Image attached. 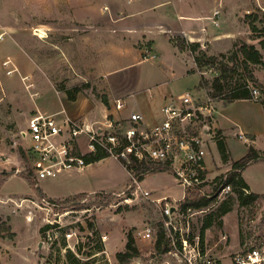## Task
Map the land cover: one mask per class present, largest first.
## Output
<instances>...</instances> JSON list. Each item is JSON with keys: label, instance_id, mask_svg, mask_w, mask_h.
<instances>
[{"label": "rangeland", "instance_id": "1", "mask_svg": "<svg viewBox=\"0 0 264 264\" xmlns=\"http://www.w3.org/2000/svg\"><path fill=\"white\" fill-rule=\"evenodd\" d=\"M217 9L219 25L213 23ZM253 12L264 15L256 0H0V264H134L151 259V264H162L171 260L167 249L156 247L161 208L142 196L125 199L127 190L132 195L135 186L119 161L106 157L83 174L41 179L35 176L30 142L21 131L37 108L47 113L63 109L70 118L99 125L107 117L126 118L132 109L158 117L164 97L171 93L204 95L209 90L200 86V75L212 79L216 71L207 67L197 71L192 54H180L172 38L198 42L200 37L202 49L215 55L227 53L238 41L260 47L264 33L252 24L260 28L263 23L261 17L255 22ZM158 20L161 23L155 24ZM192 23L203 25L208 33L203 35ZM8 57L11 63L6 66ZM9 69L14 71L9 74ZM253 70L263 85L264 66L253 65ZM32 82L34 88L29 86ZM78 85L82 90L72 100L67 90ZM250 85L260 91L262 100L228 104L217 98L216 118L226 104L228 113L241 122H257H251L254 135L226 129L227 136L216 123L207 156V183L202 187L210 196H214V179L226 174L250 146L264 150V86ZM35 92L39 96H32ZM118 97L125 104L120 112L114 107ZM221 137L228 145L227 161L217 146ZM168 167L147 173L144 184L153 193L176 200L186 192ZM242 176L250 186L245 193L259 194L254 202L241 204L232 190L212 197L205 211L193 219V234L201 235L204 222L212 218L203 244L215 264H234L237 251L264 241V159L247 166ZM81 190L99 192L71 194L60 204L49 201L48 196ZM223 207L229 210L223 213ZM47 224L53 227L42 231ZM149 225L155 229V238L141 240L138 232ZM129 234L140 254L119 261L117 254L125 250Z\"/></svg>", "mask_w": 264, "mask_h": 264}, {"label": "built area", "instance_id": "2", "mask_svg": "<svg viewBox=\"0 0 264 264\" xmlns=\"http://www.w3.org/2000/svg\"><path fill=\"white\" fill-rule=\"evenodd\" d=\"M256 5L264 12L262 0H256ZM247 13H251V10H247ZM219 15L220 11L215 10V25H219L215 19ZM155 56L150 55L151 58ZM10 63L11 58L8 57L4 65ZM13 71L8 70L9 74ZM29 86L34 88L35 84L32 82ZM251 89L252 99L262 100L260 91L252 86ZM32 96H39V92ZM216 102L217 98L207 92L202 95L186 91L168 97L160 107L158 117L130 110L126 118L107 117L99 125L86 119L70 118L65 110L47 113L37 108L27 120L21 136L30 142L32 168L35 176L41 179L84 171L90 164L86 156L98 150L119 161L135 186L132 195L125 199L133 201L142 196L161 208V226L170 242L166 254L172 258L165 259L162 264H215L201 241V235L192 231L194 217L205 209L183 208L180 200L185 194L174 202L166 196L154 197L136 175L134 164L139 161L170 166L177 183L185 192L190 188L203 187L209 171L207 156L210 141H214L216 136ZM124 106L122 98L114 99L118 112ZM61 114H65V117H60ZM204 136H210V139ZM240 137L243 135L240 134ZM244 139L248 140L247 137ZM230 191L231 185H226L217 195L226 196ZM155 234V229L150 225L138 232L140 239L146 241L155 238ZM232 258L234 264H264V241L237 251ZM135 262L151 264L154 260ZM155 263L159 264L158 261Z\"/></svg>", "mask_w": 264, "mask_h": 264}, {"label": "trees", "instance_id": "3", "mask_svg": "<svg viewBox=\"0 0 264 264\" xmlns=\"http://www.w3.org/2000/svg\"><path fill=\"white\" fill-rule=\"evenodd\" d=\"M254 13V12H253ZM253 15L255 22L260 18V14L254 13ZM263 23V26L258 28L256 24H252L254 30H259L264 33V15L259 19ZM261 38V36H260ZM174 44L182 52H190L194 58L196 64V70H203L205 67L213 68L216 71V75L212 79H207L203 74L200 75V86L202 88H208V94L225 100L228 102L239 100V99H252V89L250 83L256 84L257 86L263 87L258 78L255 76L253 65L262 64L264 66V39L261 38L259 41L260 47L252 43L244 41H238L234 44V48L227 53H221L220 55L209 54L206 50L202 49L201 42H190L187 38L177 36L172 38ZM239 69L242 71L239 72ZM82 90L81 86H76L72 90H67L69 97L74 100L76 99L77 93ZM105 104L108 105V99L104 98ZM220 132V130H219ZM218 149L221 153L222 158L227 161L229 159L228 145L224 138H220L217 143ZM107 157L105 152L100 150L88 154L86 156L89 163L98 161ZM264 159V150L259 151L254 146L248 148L247 153L241 158L234 160L231 164V169L226 174L219 175L214 179L216 182L215 191L212 192L214 196H210L208 193H203L202 187H194L186 190L185 197L180 200V204L183 208H202L208 206L213 200L212 197H216L220 189L226 185H231L232 190L237 194V198L241 204L247 205L254 202L259 196L258 193H245L250 186L242 176L243 170L256 160ZM136 175L139 179L143 180L145 175L153 170L167 169L169 168L166 164H154L136 161L134 164ZM129 191V192H128ZM131 190H127V194L131 196ZM106 192V191H105ZM104 192V193H105ZM110 193V192H106ZM215 193V194H214ZM79 195V194H78ZM70 198V197H66ZM64 198V199H66ZM64 199L50 198L49 201L54 204H60ZM229 207H223L221 212L226 213ZM212 218H208L201 229V241L204 243L205 231L212 225ZM53 227L51 224H47L42 227V231ZM157 250H168L170 248V242L165 236V232L161 226L157 231ZM139 250L135 245V238L132 234L128 235V241L126 248L123 252H119L117 257L119 261H123L125 257L138 256Z\"/></svg>", "mask_w": 264, "mask_h": 264}, {"label": "crops", "instance_id": "4", "mask_svg": "<svg viewBox=\"0 0 264 264\" xmlns=\"http://www.w3.org/2000/svg\"><path fill=\"white\" fill-rule=\"evenodd\" d=\"M158 23H161L159 20L158 21H155V24H158ZM142 25V24H141ZM192 26H193V28L195 27V29L196 30H198V31H201L202 33H203V35H204V32L203 31H207V29H205V27L203 26V25H200L199 24V26L198 25H196V24H193L192 23ZM183 27H185L184 25H182V28ZM142 29V28H141ZM141 29H139V30H141ZM203 29H205V30H203ZM135 31H137V30H135ZM183 31L184 32H186L184 29H183ZM140 32H142V30L140 31ZM187 33V32H186ZM206 33H208V31L206 32ZM141 35V34H140ZM220 36V35H219ZM200 38V37H199ZM199 38H198V40L197 41H199ZM177 47V46H176ZM179 50V49H178ZM180 51V50H179ZM180 54H182L183 52L182 51H180L179 52ZM193 61H194V58H193ZM193 64L194 65H196L195 64V61L193 62ZM195 68H196V66H195ZM173 93H171V94H169V95H166L165 97H164V99H165V101H166V99L168 98V97H170V95H172ZM152 97V96H151ZM240 100H243V99H240ZM244 100H249L250 101V99H244ZM164 101V102H165ZM236 101V100H235ZM232 102H234V101H232ZM232 102H227L228 104H230V103H232ZM162 106V105H161ZM160 106V107H161ZM224 108H223V110L224 111H222L220 114H219V116H218V118H216V121H215V125H216V123L218 122V126H217V128L220 130V129H222V131H223V133L227 136V134H226V129L227 130H229V131H233V130H236V129H240V130H243L244 132H251L253 135L255 134V133H253V131H252V128L255 126V124H253V123H251V122H257V120L255 119V120H253V121H251V122H241L240 120H238L237 118H235V116L232 114V113H228V106L226 105V104H224V106H223ZM63 110V109H62ZM132 110H136V109H132ZM262 110L264 111V109L262 108ZM136 111H139V110H136ZM57 112V111H56ZM142 112V111H141ZM146 114V113H145ZM147 115V114H146ZM104 116H105V114H104ZM149 117H153L154 115H148ZM84 119V118H83ZM224 119L225 120H227L228 121V124H225V121H224ZM88 120V119H87ZM259 121H260V126H261V129H262V118L261 119H259ZM263 122H264V118H263ZM263 130V132H264V128L262 129ZM106 158V157H105ZM110 158V157H109ZM104 159V158H103ZM103 159H100V160H103ZM99 161V160H98ZM98 161H94V162H98ZM117 161V160H116ZM93 162H91L87 167H89L91 164H92ZM120 163V162H119ZM121 164V163H120ZM122 165V164H121ZM86 167V168H87ZM122 167L124 168V166L122 165ZM85 168V169H86ZM125 169V168H124ZM125 171L128 173V171L125 169ZM85 172V170L84 171H82V172H78V173H72V174H76V175H78V174H83ZM61 175H71V173H65V174H61ZM128 176L130 177V175H129V173H128ZM144 181H146L145 179H143V184H144ZM144 186H145V184H144ZM146 188V187H145ZM146 189H149V188H146ZM151 192H152V190L151 189H149ZM83 191H88V190H81V191H76V192H74V193H70V194H68V195H62V196H48V197H50V198H55V199H62V198H66L67 196H69V195H71V194H77V193H81V192H83ZM103 191V190H102ZM97 192H99V191H88L87 193H97ZM107 192V191H106ZM84 193V192H83ZM156 192H152V194H153V196L154 197H168V198H172V199H174L175 200V198H173L174 196H172V195H168V194H163V195H161V194H155ZM182 198V197H181ZM181 198H178V199H181Z\"/></svg>", "mask_w": 264, "mask_h": 264}]
</instances>
